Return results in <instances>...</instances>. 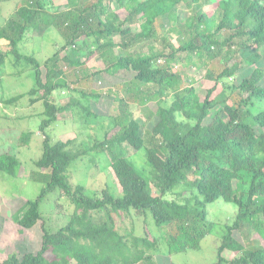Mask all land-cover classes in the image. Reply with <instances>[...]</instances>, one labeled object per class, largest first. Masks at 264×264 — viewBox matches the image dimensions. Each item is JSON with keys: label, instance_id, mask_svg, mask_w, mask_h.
<instances>
[{"label": "trees", "instance_id": "trees-1", "mask_svg": "<svg viewBox=\"0 0 264 264\" xmlns=\"http://www.w3.org/2000/svg\"><path fill=\"white\" fill-rule=\"evenodd\" d=\"M45 1L18 0L0 26V77L13 58V65L29 67L34 78L29 91L4 103L29 96L31 104L41 102L44 107L39 124L42 153L35 165L41 170L38 180L45 183L35 199L25 200L12 215L23 229L41 221L39 250L22 256L10 252L0 264H153L158 240L147 231L136 234L133 227L121 232L116 216L146 217L151 212L156 225L165 229L169 254L180 253L200 249L213 227L207 206L217 200L233 203L237 212L213 264H264V0H213L208 10L202 0H66L63 9L54 11ZM165 15L177 18L181 28H167ZM135 24L139 31H133ZM50 27L61 35V49L43 61L20 51L28 34ZM172 32L178 33V45L170 40ZM145 40L161 41L162 50L156 52L151 44L149 52L144 51L140 44ZM180 52L197 57L201 67L218 61L219 67L206 69L204 79L214 85L204 93L193 80L189 85L183 81L184 73L177 69ZM95 55L105 66L87 73ZM244 66L251 71L237 81ZM101 73L131 75L117 85L123 96L114 97L118 112L108 118L103 140L83 149L70 148L71 140L51 142L45 132L61 110L54 92H76L78 97L68 105L77 106L83 120L99 121L89 102L100 95L85 85ZM218 85L221 90L214 96ZM151 102L155 109L148 106L147 120L156 121L146 128L131 105ZM30 135L22 132L18 143L24 146ZM124 145L144 151L143 170L124 154ZM90 151L108 152L120 197L107 187L99 195H88L83 185L68 180L71 163ZM21 167L15 155L0 154V172L17 177ZM56 190L73 212L51 231L40 205ZM168 193L174 199L165 198ZM244 230L258 238L237 239ZM226 250L234 253L231 259L223 255Z\"/></svg>", "mask_w": 264, "mask_h": 264}, {"label": "rangeland", "instance_id": "rangeland-1", "mask_svg": "<svg viewBox=\"0 0 264 264\" xmlns=\"http://www.w3.org/2000/svg\"><path fill=\"white\" fill-rule=\"evenodd\" d=\"M18 0H0V26L11 16ZM213 0H202L203 7L210 9V2ZM49 11L63 9L66 0H46ZM114 8L118 9V4L114 1ZM181 8L187 11L185 5ZM193 10L191 9L190 12ZM120 15L124 13L121 11ZM177 17V16H176ZM182 18V15L179 16ZM162 23L170 28L180 27L177 18H171L165 15ZM181 28V27H180ZM133 31H139L138 24L132 26ZM170 40L173 44L178 45V33L172 32ZM118 40V37H115ZM63 39L57 31L50 27L41 32H33L19 44L22 53L34 55L42 61L50 57L53 53L61 49ZM153 44L154 50L158 52L162 50L163 43L161 41L145 40L141 42V49L149 52V46ZM140 47V46H139ZM58 54L57 57L62 56ZM178 72L184 73L183 81L189 85L193 80V86L199 93H204L207 88L214 85L213 81L204 79L206 69L219 67L217 60L207 61L208 65L201 67V62L197 57L187 58L185 52L178 54ZM13 58H8L5 65V72L0 77V154L9 152L15 155L21 162L22 167L17 177L9 176L0 172V260L6 258L10 252L22 256L25 252H36L40 248L41 243V221L31 229L21 228L14 220L12 215L19 210L25 200L35 199L40 193L41 188L45 185L41 178V170H39L35 161L42 153V134L39 130V124L42 120L43 104L37 102L31 104L29 96H24L16 103L6 104L4 99L10 98L17 94L26 93L34 85V78L29 67L20 63L13 65ZM106 63L104 59L95 55L89 60L86 72L91 73L94 70L103 68ZM204 64V63H203ZM62 66L69 70L66 64ZM211 66V67H210ZM251 68L244 66L237 72L236 80L240 81L246 77ZM1 72V71H0ZM82 75L81 72H79ZM129 75L120 77L110 76L107 73L96 75L92 82L85 85V88L95 89L100 97L92 99L89 104L99 116V121H85L80 115L77 106L68 105L72 98L78 97L76 92H69L68 89L56 90L54 98L56 104L61 110L58 113V120L46 129V135L51 142L57 140H71L70 148L83 149L91 147L92 144L103 140L105 132L109 128L108 118L117 114V102L115 95L123 96V92L118 89L119 83L130 78ZM118 85V87H117ZM221 90L218 85L214 92V96ZM168 103L170 102L167 99ZM151 110L155 109L154 102L144 106L139 104L131 105V110L140 122H146V128H150L156 121L152 117L149 121L147 117ZM224 117L225 115L222 114ZM209 121V119H207ZM22 132H30V139L27 144L21 146L18 143L19 135ZM124 154L132 161L134 166L143 170L146 158L143 150L135 151L128 145H124ZM110 156L108 152L90 151L88 154L73 161L68 169V180L72 185H83L88 195L98 194L102 188H108L111 195L120 197L121 191L117 180L110 167ZM37 179V180H36ZM167 199H174V195L168 193L165 195ZM43 221L51 230L56 231L63 226L73 212L72 205L66 200L60 190L48 193L40 205ZM237 207L233 203H226L223 200H217L207 206V219L213 223V227L208 235L202 240L200 249H189L185 252L169 254L166 245L165 229L156 225L151 212H146V217H134L128 215L116 216L117 227L121 232L133 227L138 235H144L147 231L151 238L158 240V246L152 251L153 264H213L217 260V249L223 235L226 232L227 225L234 220ZM237 239L243 241L247 237H257V234L244 233L237 234ZM226 258H232L234 253L224 251ZM70 264H76L73 260Z\"/></svg>", "mask_w": 264, "mask_h": 264}]
</instances>
